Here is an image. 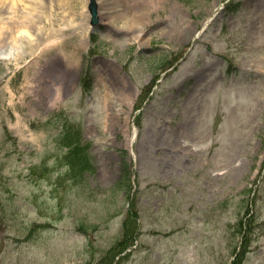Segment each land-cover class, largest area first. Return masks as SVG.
I'll list each match as a JSON object with an SVG mask.
<instances>
[{"label":"rangeland","instance_id":"obj_1","mask_svg":"<svg viewBox=\"0 0 264 264\" xmlns=\"http://www.w3.org/2000/svg\"><path fill=\"white\" fill-rule=\"evenodd\" d=\"M88 1L5 0L0 264H264V0Z\"/></svg>","mask_w":264,"mask_h":264},{"label":"bare ground","instance_id":"obj_2","mask_svg":"<svg viewBox=\"0 0 264 264\" xmlns=\"http://www.w3.org/2000/svg\"><path fill=\"white\" fill-rule=\"evenodd\" d=\"M16 1H23V0H16ZM10 11L11 13L13 12L12 2L6 3L5 0H0V46L2 45L1 42L2 41L4 42L6 38L5 24L7 22V17L10 18V21H11L10 23L12 24V25L9 24L8 26V29L11 30V33H9V39L11 38L9 42L11 41V43L6 48L0 47V59L17 60L22 52L21 51L22 49L20 48L21 45L19 44L20 43L19 40L21 38L19 37H22L25 31V29L23 28V25L25 24V21H26V14H24L21 10H19L20 14H18L17 17L14 15L16 19H13L11 17ZM15 63H17V61ZM55 90L56 91L53 92V95L51 97V103H49L50 107L53 106V103H55L58 98V92H57L58 89H55ZM128 100H129L128 102L130 103V99Z\"/></svg>","mask_w":264,"mask_h":264},{"label":"trees","instance_id":"obj_3","mask_svg":"<svg viewBox=\"0 0 264 264\" xmlns=\"http://www.w3.org/2000/svg\"><path fill=\"white\" fill-rule=\"evenodd\" d=\"M66 130H68V129H66ZM73 130H75V129L72 127L70 130H68L66 132L67 133H71L76 138V141H75L76 142V146L74 145L73 147L75 148V150H77L78 149V141L80 143V134H79V130H75V131H73ZM84 146L87 147L86 144H84L83 147ZM70 158H72L71 155H70ZM67 164L70 165V166H72V163L69 162V161L67 162ZM76 165H81V166H84L85 167V164L83 162H81V161L79 163H76ZM128 213L130 214V216H129L130 222L129 221H126L125 228L124 229H125L126 234L129 235V238H130L132 236L129 233L128 225L131 226L132 225V222L136 219V217L134 219V216H131V212L128 211ZM238 225H239V228H240V230H241V232L243 234V237H244V231H245L246 226H245L244 222H242L241 220L239 221ZM132 235H134V232H132ZM124 237H126V236H124ZM127 244H128V242L126 243V240L125 239L118 240L117 242L114 243V245H112L109 248L108 252L111 253V256L114 258L124 248H126ZM244 255H245V249L242 247V250L235 255V257L231 261V264H241L242 261H243ZM123 258H124V256H122L120 258V260L123 259Z\"/></svg>","mask_w":264,"mask_h":264},{"label":"water","instance_id":"obj_4","mask_svg":"<svg viewBox=\"0 0 264 264\" xmlns=\"http://www.w3.org/2000/svg\"><path fill=\"white\" fill-rule=\"evenodd\" d=\"M89 9H90V12L92 14L91 23L95 24L97 22V19L95 17V15H96V4H95L94 0H91V2L89 4Z\"/></svg>","mask_w":264,"mask_h":264}]
</instances>
